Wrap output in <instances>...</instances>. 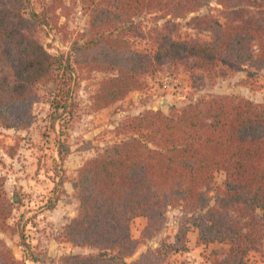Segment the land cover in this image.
<instances>
[{
    "label": "trees",
    "instance_id": "obj_1",
    "mask_svg": "<svg viewBox=\"0 0 264 264\" xmlns=\"http://www.w3.org/2000/svg\"><path fill=\"white\" fill-rule=\"evenodd\" d=\"M212 2L215 7L199 13ZM67 3L79 5L87 24L65 32L71 35L68 52L52 55L37 30H64L58 16ZM26 4L0 0V126L6 129L31 126L38 85L54 83L50 108L68 110L83 74L104 75L89 98V108L99 112L141 90L143 77L165 61H189L219 76L241 71L250 77L264 69V0H48L40 12L27 14ZM192 14L193 29L208 39L177 31L175 21ZM142 15L155 23L135 22ZM136 40L145 48L137 49ZM115 133V142L77 169V213L61 231L66 243L91 253L67 255L62 264H162L188 250L192 230L197 246H227L222 259L210 249L209 264H254L251 254L264 239V103L216 95L167 114L126 117ZM218 172L223 190L211 205L206 191ZM2 184L0 177V229H11L13 203ZM170 209L187 218L172 236L129 260L160 233ZM138 217L145 226L134 239L130 226ZM0 264H19L2 240Z\"/></svg>",
    "mask_w": 264,
    "mask_h": 264
},
{
    "label": "rangeland",
    "instance_id": "obj_2",
    "mask_svg": "<svg viewBox=\"0 0 264 264\" xmlns=\"http://www.w3.org/2000/svg\"><path fill=\"white\" fill-rule=\"evenodd\" d=\"M26 1V14L30 11L40 12L43 5L48 3V0ZM209 7H215V4L212 2L199 13H205ZM60 14L58 26H63L64 30H55L49 26L38 27L37 30V37L52 55L68 52L71 35L69 37L65 32L70 34L83 30L87 24V17L79 5L67 3ZM194 15L196 16L192 14L183 20L175 21L178 24L177 31L181 36L208 39L207 34L193 29L190 18ZM134 20L145 27L155 23L154 17L150 15H142ZM160 23L161 20L158 21V24ZM134 45L137 49L146 46L142 40H136ZM103 77L101 73L78 76L72 90L71 104L66 111L50 108L56 87L54 83L38 85L36 87L38 99L31 110L33 116L31 126L26 130L6 129L0 126V177L6 197L13 203L12 215L8 220L11 229L1 228L0 240L12 252L14 249L22 255V260L17 259L19 264L38 262L43 264L41 259L46 255L47 248L38 247L40 238L37 243L31 240V237L34 238L38 233L43 234L46 230L41 224L46 219L42 214L45 211L53 212L54 209H60L66 211L67 215H70L69 212H72L73 217L76 215L78 201L72 188V180L77 169L117 140L115 129L126 117L158 110L167 114L173 108H181L196 100H208L216 95L264 103V69L253 72L250 77L241 71L219 76L217 71L206 72L192 68L189 61L183 63L165 61L155 72L143 77L141 90L131 92L123 100L94 112L89 108V98ZM166 82L168 88L164 89L162 84ZM58 151L63 157L62 160L59 159ZM223 180V173H215L214 180L206 191L211 205H214V199L219 191L223 190ZM42 208L45 211H41ZM193 216H200V213L196 212ZM186 218L180 209L168 210L160 233L151 243H156L166 235L172 236L177 226ZM68 220L56 230L57 232L54 230L57 242L63 245L67 243L62 239L61 231ZM140 226L141 220L131 223L134 234L138 232ZM31 230L36 234L29 235ZM43 235L45 236V232ZM193 238L194 233H191L187 258L172 255L162 264H209L214 256L216 259L224 257L227 246L213 244L207 248L193 247ZM155 247L156 245L152 246ZM74 249L75 253L67 255L91 253V250ZM210 249L218 254L213 256L209 252ZM67 255L61 254L55 258L56 264H62L63 257ZM250 259L254 264H264V239L261 250L251 254Z\"/></svg>",
    "mask_w": 264,
    "mask_h": 264
},
{
    "label": "crops",
    "instance_id": "obj_3",
    "mask_svg": "<svg viewBox=\"0 0 264 264\" xmlns=\"http://www.w3.org/2000/svg\"><path fill=\"white\" fill-rule=\"evenodd\" d=\"M40 210L41 211H45V210H43V208L40 209ZM69 214L70 215H67L66 211H62L60 209H58V210L54 209L53 212L45 211L42 215H44V217L46 219L41 222L42 226L46 227V230L44 231L45 232V236L43 235L44 232H43V234H39V233L36 234L35 231L34 232H32V230L29 231V233H28L29 235L33 236V234H36V236L34 238L31 237V240H32L33 243H37L38 239L40 238L41 239L40 244H39V246L37 244V246L40 247V248H44V247L47 248L46 255L44 256V258L41 259V260H43L42 261L43 264H56L57 259H55V258L59 257L61 254L67 255V254H71V252L75 253V251H74L75 249L74 248H77V247H74V246H72L71 244H68V243L64 244L67 247H63L64 246L63 244H60V243L57 242L56 234L54 233V230L55 231L59 230V227H61L65 223L66 220H68V219L73 217L72 212H69ZM136 220H141V226H140V229L138 230V232L136 234L133 233L132 227L130 226V232H131V235H132V237L134 239H138L140 237V233H141L142 229L145 226V219L144 218L138 217V218L133 219L132 222L136 221ZM43 224H45V225H43ZM31 229H33V228H31ZM191 233H194V238L192 240L193 241L192 242V246L193 247L203 248L201 246H197L196 245V231L192 230L187 235V237H188V244H187L188 250L185 253H182V254H175L179 258H187L188 255H189V249H190L189 235ZM41 242H42V244H41ZM152 244L156 245V243H151V241L146 243V244H140V246L137 248V250L134 253V255L129 260L136 259L141 253H143L146 250L147 247H151L152 248ZM13 254H14L16 259L22 260V255L20 253L18 254L17 252H15L14 249H13ZM187 260H189V259H187ZM38 264H40V263L38 262Z\"/></svg>",
    "mask_w": 264,
    "mask_h": 264
},
{
    "label": "built area",
    "instance_id": "obj_4",
    "mask_svg": "<svg viewBox=\"0 0 264 264\" xmlns=\"http://www.w3.org/2000/svg\"><path fill=\"white\" fill-rule=\"evenodd\" d=\"M162 86H163L164 89H167L168 88L167 82L163 83Z\"/></svg>",
    "mask_w": 264,
    "mask_h": 264
},
{
    "label": "water",
    "instance_id": "obj_5",
    "mask_svg": "<svg viewBox=\"0 0 264 264\" xmlns=\"http://www.w3.org/2000/svg\"><path fill=\"white\" fill-rule=\"evenodd\" d=\"M152 246H154V244H152Z\"/></svg>",
    "mask_w": 264,
    "mask_h": 264
}]
</instances>
